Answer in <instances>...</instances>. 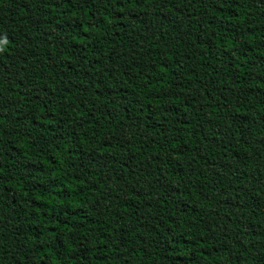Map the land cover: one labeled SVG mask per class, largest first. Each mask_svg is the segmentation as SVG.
Wrapping results in <instances>:
<instances>
[{"label":"trees","instance_id":"16d2710c","mask_svg":"<svg viewBox=\"0 0 264 264\" xmlns=\"http://www.w3.org/2000/svg\"><path fill=\"white\" fill-rule=\"evenodd\" d=\"M0 264H264V0H0Z\"/></svg>","mask_w":264,"mask_h":264},{"label":"clouds","instance_id":"9594fccd","mask_svg":"<svg viewBox=\"0 0 264 264\" xmlns=\"http://www.w3.org/2000/svg\"><path fill=\"white\" fill-rule=\"evenodd\" d=\"M3 49L2 48H0V51H2Z\"/></svg>","mask_w":264,"mask_h":264}]
</instances>
